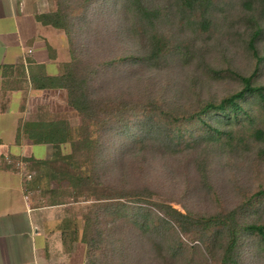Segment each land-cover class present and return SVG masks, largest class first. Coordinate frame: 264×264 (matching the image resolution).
Segmentation results:
<instances>
[{"label": "trees", "instance_id": "16d2710c", "mask_svg": "<svg viewBox=\"0 0 264 264\" xmlns=\"http://www.w3.org/2000/svg\"><path fill=\"white\" fill-rule=\"evenodd\" d=\"M37 18L64 33L70 58L57 76L30 74L31 86L65 89L79 123L72 126L62 114L27 121L18 132L53 149L50 159L31 161L32 182L42 184L49 202L59 196L72 205L69 213L81 204L75 215L82 222L83 264L264 263V179L229 206L211 187L204 154L264 142V0H56L55 10ZM99 26L129 47L87 59L85 39L101 35ZM229 42L246 52L247 73L225 56L217 68L206 61ZM192 62L206 71L205 84L228 80L236 87L219 97H203L195 81L188 95L146 83L122 92L111 87ZM67 143L70 154L63 156ZM146 154L185 155L183 172L190 156L200 155L196 172L212 208L181 210L159 200L146 181L134 183L131 173L142 170L136 164ZM256 154L264 157V148ZM11 161L15 167L29 159ZM70 224L76 229L66 232V241L79 238L78 222Z\"/></svg>", "mask_w": 264, "mask_h": 264}, {"label": "crops", "instance_id": "0c3cea01", "mask_svg": "<svg viewBox=\"0 0 264 264\" xmlns=\"http://www.w3.org/2000/svg\"><path fill=\"white\" fill-rule=\"evenodd\" d=\"M54 8L50 0H0V264H83L84 260L82 222L75 212H68L72 205L59 196L49 202L42 184L32 182L31 161L50 159L52 147L33 143L27 133L18 132L27 121L73 115L65 89H37L29 80L30 74L57 76L68 61L64 33L37 18ZM11 157L29 162L22 161L17 168L7 161ZM72 220L78 222L79 238L66 241V232L76 229L67 226Z\"/></svg>", "mask_w": 264, "mask_h": 264}, {"label": "rangeland", "instance_id": "374dc122", "mask_svg": "<svg viewBox=\"0 0 264 264\" xmlns=\"http://www.w3.org/2000/svg\"><path fill=\"white\" fill-rule=\"evenodd\" d=\"M52 5L56 9V0H50ZM50 3V2H49ZM99 34L96 38L91 35L85 39L87 59L103 58L113 55L115 53L124 52L129 46L124 45L121 38H115L114 31L112 29H106L103 26L96 27ZM97 33V32H96ZM66 41L64 48V58L69 60L70 50ZM228 49L220 44L218 50L213 53L209 52V56L206 61L215 68L225 64V57L232 63L231 65L241 69L242 72L247 73L249 71V60L246 52L236 43L229 42ZM224 53V55H222ZM225 56V57H224ZM228 61V60H227ZM224 63V64H223ZM206 72L203 66H196L195 63H190V67L180 66H166L161 73H155L148 75L146 73L139 80H136L133 84L129 82H119L111 85L115 90L122 92L124 88L134 90L133 85H153L159 91L164 90L170 94L171 89L178 87L180 92H184L188 95L189 84L196 82L197 91H200L203 97L215 96L219 97L226 94L228 91L234 89L235 83L228 80L221 82L210 81L211 84H205V80L209 79L203 74ZM264 81V75L259 79ZM190 81V83H189ZM138 87L136 90L140 89ZM195 91V90H194ZM193 93L190 90V97ZM67 122L71 125H77L79 118L74 114L67 116ZM69 120V121H68ZM264 148L263 143H254L249 145V148H233L208 151V168H209V181L211 187L217 190L221 200L229 205H235L241 195V192H249L255 189V186L264 179V157L258 158L256 151L257 148ZM64 155L70 154V145L64 144L62 146ZM198 157L190 156V170L183 172L179 168H184L187 162L185 155L179 157H159L153 154H146L138 159L136 166L142 170L132 171L131 176L133 182L140 184V182L146 181L149 183L155 191V196L166 203L172 204L178 209L184 210L190 209L193 212H206L212 208V201L209 197V191L207 186L199 180V176L196 172ZM143 161L147 163L144 167L141 165ZM181 163V165H179ZM179 165V166H178ZM143 167V168H142ZM185 170V169H184ZM31 177V176H30ZM54 186V183H51ZM188 192L185 196L184 193ZM81 204L73 205L74 212L79 211ZM85 203L83 202L82 206ZM76 206V207H75ZM78 219V218H77ZM79 221V219H78ZM85 255V250H84ZM84 259V258H83ZM250 264H256L250 262ZM264 264V263H262Z\"/></svg>", "mask_w": 264, "mask_h": 264}, {"label": "built area", "instance_id": "2783aa9c", "mask_svg": "<svg viewBox=\"0 0 264 264\" xmlns=\"http://www.w3.org/2000/svg\"><path fill=\"white\" fill-rule=\"evenodd\" d=\"M7 161L10 163V162H12L11 161V159H7ZM14 165H15V167H17V168H21L22 166H23V162L22 161H16L15 163H14ZM28 177H30V175L28 176Z\"/></svg>", "mask_w": 264, "mask_h": 264}]
</instances>
